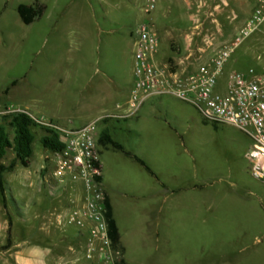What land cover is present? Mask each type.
<instances>
[{
	"label": "rangeland",
	"instance_id": "1",
	"mask_svg": "<svg viewBox=\"0 0 264 264\" xmlns=\"http://www.w3.org/2000/svg\"><path fill=\"white\" fill-rule=\"evenodd\" d=\"M20 3L43 9L24 23ZM258 4L154 0L146 11L150 0H0V122L11 109L76 128L121 112L124 106L116 105L127 100L133 84L140 24L158 35L155 62L192 71L230 45ZM249 68L264 72V20L240 38L216 90L222 91L230 70ZM105 126L153 173L121 150L99 146L102 187L114 208L126 262L264 264V180L250 172L247 135L204 120L193 105L171 95L148 98L128 118L98 122L99 130ZM32 131L28 166L17 162L4 174L0 264H15L17 251L26 246L49 244L38 227L57 218L55 206L68 212L64 206H80L88 192L78 181L58 186L50 150L40 143L47 132L38 125ZM7 132L11 137L12 130ZM13 157L8 149L1 162ZM21 180L36 182L34 197L21 196ZM76 231L73 224L64 228L68 236Z\"/></svg>",
	"mask_w": 264,
	"mask_h": 264
},
{
	"label": "built area",
	"instance_id": "2",
	"mask_svg": "<svg viewBox=\"0 0 264 264\" xmlns=\"http://www.w3.org/2000/svg\"><path fill=\"white\" fill-rule=\"evenodd\" d=\"M153 7L154 0H150L146 11ZM263 20L264 0H259L253 17L230 45L220 49L205 65L192 71L176 70L155 62L158 35L148 23L140 24L133 51L134 81L127 109L122 115H134L143 102L152 96L171 95L184 100L193 105L204 120L231 125L247 135L251 140L246 151L250 172L264 180V72L252 68L246 71L232 69L226 76L222 91L216 90L218 76L240 38ZM26 113L37 123L58 133L61 148L50 151L51 174L58 186L78 181L88 190L80 206H72L65 216L68 224H73L79 234L86 236V257H92L95 244H98L105 264H116L121 252L112 244L108 234L104 193L102 190L99 193L100 180L97 179L100 178L98 122L114 114L101 116L80 127L66 128ZM91 187L95 189L94 194L89 193Z\"/></svg>",
	"mask_w": 264,
	"mask_h": 264
},
{
	"label": "trees",
	"instance_id": "3",
	"mask_svg": "<svg viewBox=\"0 0 264 264\" xmlns=\"http://www.w3.org/2000/svg\"><path fill=\"white\" fill-rule=\"evenodd\" d=\"M42 9V6L20 3L17 6V13L24 23H29L35 17L41 14ZM2 118L3 121L0 122V196L2 204L5 207L4 174L6 172L12 171L17 162H19V164L24 167L28 166L29 157L32 154V142L34 139L32 127L38 125L47 132L46 135L40 138V143L43 147L49 149L50 151H57L60 150L61 144L58 141V133L54 129L37 123L24 111H8L2 115ZM7 127L12 130L11 137H9ZM97 141L99 146L109 144L113 148L121 150L125 154L132 156L134 160H136L147 171L153 174L150 168L141 158L137 157L136 155H132L129 151L124 150L123 146L117 141L113 140L105 130H100ZM8 149L13 152L14 157L6 164L1 162V158L6 154ZM97 179L100 180V178ZM103 204L105 207V219L107 222L109 237L112 244L117 245L119 241V232L112 215V209L108 196L106 194H104ZM7 224V233L9 234L11 225V219L9 216ZM116 264L127 263H125L123 259H119Z\"/></svg>",
	"mask_w": 264,
	"mask_h": 264
},
{
	"label": "crops",
	"instance_id": "4",
	"mask_svg": "<svg viewBox=\"0 0 264 264\" xmlns=\"http://www.w3.org/2000/svg\"><path fill=\"white\" fill-rule=\"evenodd\" d=\"M132 74H133V68H132ZM133 81H134V74H133ZM127 101H128V98L126 101H124L122 105L121 104L116 105L118 109L122 108L123 106L124 108L121 110V112L115 113L114 116L112 117H115V118L130 117V116L125 117L122 115V113H124V111L127 109ZM106 121L107 120L104 121L105 124H106ZM102 130H105L109 134V136L113 139L109 129L106 126ZM108 145H101V146L106 147ZM99 165H100L99 186L102 187V165L100 162V155H99ZM29 181L30 180H21L20 182L21 187H22V190L20 192H21V196L23 197L26 194H32L33 197L35 196L36 182L33 180L30 182ZM102 191L104 194L108 196L109 203L112 209V215H113V218L115 220V223H116V226L119 232V241L116 247L121 252L120 259H123V261L127 264H132V263L126 262L123 257L124 248L121 244L120 231H119L116 219L114 217V208H113L109 195L106 193L103 187H102ZM72 206H73V202L71 206H64V208L66 207V209L68 210ZM54 209L58 210L59 214L57 215V218L55 220L51 219L47 227H43V226L38 227L39 230L42 232V234H45L44 237L47 239H50V243L46 245H42L44 247H40V245L38 244H33L30 247L26 246L23 249L18 250L16 255L14 256V263L15 264H84L83 259L84 260L86 259L92 262H96L98 264H105V262L101 258L100 252L98 251V244H95L96 249L95 251H93L92 257L87 258L85 255L86 242H87L86 236L79 234L77 231H76V234L69 235V236L64 234V228L67 226V222L65 220L67 211L62 213L61 212L62 210L60 211V208H57L56 206L54 207ZM53 225H55L56 229L54 228Z\"/></svg>",
	"mask_w": 264,
	"mask_h": 264
}]
</instances>
